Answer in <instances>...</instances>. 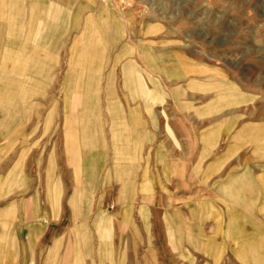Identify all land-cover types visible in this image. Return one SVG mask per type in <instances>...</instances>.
<instances>
[{
  "label": "crops",
  "instance_id": "obj_1",
  "mask_svg": "<svg viewBox=\"0 0 264 264\" xmlns=\"http://www.w3.org/2000/svg\"><path fill=\"white\" fill-rule=\"evenodd\" d=\"M117 1L104 0L100 4L97 1L93 12L85 16L96 29L102 22L108 26L105 32L86 33L90 54L101 57L89 67L99 74L92 77L90 85L99 91L87 100L106 107L107 131L103 137L106 144L100 156L98 152V158H83L86 155L83 152L90 149L82 151V143L76 139L67 144L65 127H58L50 143L49 105L56 98L51 89L58 83L60 86L58 75L65 71V1L56 2L57 14L53 25L49 26V23L42 24L41 15L51 1L32 0L35 15L32 26L18 22L16 35L8 39L0 35V89H10L11 103L27 105L23 110L17 107L14 111L0 113V152L15 154L8 165L1 156L0 168L9 172H0V184H16L9 197L0 195L1 200L10 198L0 204V226L12 225L6 229L0 227V231L25 232L30 243L37 241L42 248H45V238L53 235L52 248H66L67 254L72 251V257L62 258L61 264H83L84 246L96 247L97 260H89V264H147L141 252L145 245L144 216L162 215L161 187H157L162 182L161 152L182 150L183 144H187L181 141L178 143L181 147L173 145L171 148L167 140H163V136H171L170 131L173 135L186 134L174 121L188 116L176 111L174 104L178 102L173 98L175 93H182L185 86H172L171 80L174 77L183 79L181 81L191 79L186 74L194 69L209 71L211 56L220 55L214 50L195 48L194 43L186 44L184 41L194 40L197 34L190 29L191 32L161 31L164 21L151 10L156 6L155 0L135 1L133 10H124ZM16 5L13 3L10 7ZM130 16L140 25L134 27L133 33ZM81 39V36L76 37L75 45ZM198 78L203 80L208 76ZM19 89H26L23 97ZM195 95L201 98L203 93ZM81 96L82 93L74 102L81 103ZM36 103L43 105L41 112L33 110ZM180 104L194 105V102L185 99ZM28 105H32L31 109ZM63 116L65 118V113ZM39 120L42 121L41 140L35 143ZM174 162L178 166V161ZM147 167L154 169L152 175L146 172ZM120 168H125V175L120 174ZM107 178L109 184H129L130 191H135L128 193L122 187L116 193L112 187L113 206L109 214L106 207H99V202L91 207L92 203L87 201L101 199V193L96 191ZM240 180L241 177L234 182L232 200L223 198L220 205L223 215L235 217L230 233L232 245L217 240L218 247H241L242 216L250 217V227L245 229L252 232L258 226V216L264 215V198L258 197L257 186L250 182L244 188ZM38 184L42 185V190L35 188ZM151 184L152 192L147 195L146 188H151ZM57 215L58 220H51V216ZM257 245V240H253L249 246ZM52 248L50 245L48 252ZM117 248L121 252L117 253ZM44 258V253L41 256L36 250L25 263L50 264L49 255L47 261Z\"/></svg>",
  "mask_w": 264,
  "mask_h": 264
},
{
  "label": "rangeland",
  "instance_id": "obj_2",
  "mask_svg": "<svg viewBox=\"0 0 264 264\" xmlns=\"http://www.w3.org/2000/svg\"><path fill=\"white\" fill-rule=\"evenodd\" d=\"M31 1L0 0V35L7 39L16 35L18 22L29 23V28L32 26L35 15ZM50 1V7L42 12L41 22L43 25L49 23V26H52L58 10V0ZM64 1L65 71L58 75L60 86L58 83V86L51 89L56 98H53L49 105L50 143L52 144L54 138L52 134L57 135L58 127H65L67 144H72L76 139L82 143V147L79 146L82 151L90 149L87 153L83 152L86 154L83 158H98V152L100 156L106 144L103 140L107 131L106 107L104 104L89 103L87 100L90 95L99 91L90 86L92 77L98 73L89 70V67L101 57L90 54L89 34L86 33L105 32L108 26L102 22L96 29L95 25L86 21L85 16L93 12L97 1L100 4L104 0ZM121 1H117V4L120 3L124 10H133L135 1L150 2ZM155 1L156 6L151 7V10L164 21L161 31L191 32L188 31L190 29L197 34L194 40L184 41L186 44L194 43V47L214 50V53L220 55L211 56L209 71L194 69L186 74L191 76V79L181 81L183 79L174 77L171 80L172 86H185V90L175 93L173 98L178 102L174 104L176 111L188 116L187 119L174 121L178 126L176 127L186 134L173 135L170 131L171 136H163V140H167L171 148L173 145L181 147L178 144L181 141L187 144H183L182 150L161 152L162 182L157 187H161L162 215L144 216L146 232L143 233L145 245L141 249L142 255L145 256L147 264H264V215L258 216V226L252 232L245 229L250 227V217L242 216L241 247L217 246V240L232 245L233 238L230 233L233 231L235 217L223 215L220 205L223 198L232 200L234 182L241 177V186L244 188L253 182L252 185L258 188V197L264 198V0ZM13 3L18 7H10ZM194 6L196 9L193 10ZM129 19L130 31L133 33L140 25L134 23L133 16ZM78 20L82 22L78 23ZM29 34L31 35V31ZM79 36L82 39L75 45L74 39ZM205 75L208 78H198ZM25 91L26 89H19L21 97L26 94ZM81 93L79 103L77 101ZM195 93H203V96L197 97ZM58 95L61 98L58 99ZM9 96V88L0 89V113L14 111L17 107L20 110L26 108L24 103H11ZM185 99L194 102V105L180 104ZM28 107L31 109L32 105ZM33 110L41 112L43 105L33 104ZM37 128L39 135L35 137V143L41 140V120L37 121ZM13 155L15 154L3 151L0 152V159L4 156L1 160L8 165ZM174 161H178V166ZM6 170L0 168V172H9V169ZM119 170L121 175L126 174L125 168ZM145 170L150 172V175L154 171L149 167ZM107 181L108 178L96 191L101 193V199L87 201L92 203L91 207L93 203L99 202V207H106L109 214L113 206L112 187L116 193L122 187L128 193L135 191H130L132 186L129 184L112 185ZM15 187L16 184L10 182L0 184V195L3 193L4 197H9ZM38 187L42 190L41 184L35 185L36 189ZM146 192L149 195L152 187H147ZM94 196L95 193L92 197ZM2 197L0 204L10 199L1 200ZM58 219V215L51 216V220ZM0 227L6 229L12 225ZM53 239V235L47 236L44 240L45 248H42V244L37 241L30 243L25 232L0 231V264H27L25 261L32 258L36 250L41 256L44 253L46 261L49 255L50 264H61L62 258L70 259L72 251L69 250L67 254L66 248H52ZM253 240H257V247L249 246ZM50 245L52 250L48 252ZM118 249L117 253L121 250ZM95 251L96 247L84 246L83 264L87 261L89 264V260H97ZM30 255L31 257H28Z\"/></svg>",
  "mask_w": 264,
  "mask_h": 264
},
{
  "label": "bare ground",
  "instance_id": "obj_3",
  "mask_svg": "<svg viewBox=\"0 0 264 264\" xmlns=\"http://www.w3.org/2000/svg\"><path fill=\"white\" fill-rule=\"evenodd\" d=\"M94 80V79H93Z\"/></svg>",
  "mask_w": 264,
  "mask_h": 264
}]
</instances>
